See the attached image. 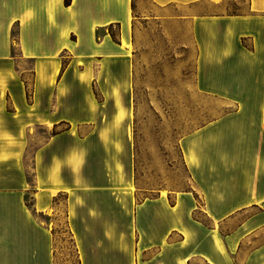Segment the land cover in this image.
Here are the masks:
<instances>
[{
	"label": "crops",
	"instance_id": "0c3cea01",
	"mask_svg": "<svg viewBox=\"0 0 264 264\" xmlns=\"http://www.w3.org/2000/svg\"><path fill=\"white\" fill-rule=\"evenodd\" d=\"M141 51L227 112L180 140L191 188L136 201ZM52 222L78 264H264V0H0V264H68Z\"/></svg>",
	"mask_w": 264,
	"mask_h": 264
},
{
	"label": "rangeland",
	"instance_id": "374dc122",
	"mask_svg": "<svg viewBox=\"0 0 264 264\" xmlns=\"http://www.w3.org/2000/svg\"><path fill=\"white\" fill-rule=\"evenodd\" d=\"M136 26L140 29L137 32L138 37L141 38L142 25L137 23ZM113 32L118 36V28H114ZM153 36L158 37L159 35L158 33L153 35L151 32H147L148 38H153ZM139 54L137 58L139 76L144 73L143 66L148 69L147 73L151 71L149 68H154L156 74L155 77L149 76L144 80L142 77L139 79L140 87H138L136 108L132 113L131 137L134 149L133 184L135 185L133 189H140L136 195V201L152 196L158 191L167 195L169 192H179L191 188L190 177L182 160L180 140L208 119L221 117L227 112V110L220 108L212 111L184 108L190 101V95L168 92L172 88H179L175 84L179 82L178 79H166L164 75L163 77L159 76L160 72H164L169 64H174L169 57H166L167 54L165 53L166 55H163L162 59L158 54L154 57L147 56L146 60L143 59L142 51ZM20 66L27 70L25 78L30 82L31 63L21 62ZM191 81V78L182 79L184 85L192 84L193 81ZM42 131L44 130L38 129V133ZM29 177L32 179L33 175L29 174ZM124 177V173L121 172L119 174L120 181ZM98 198L95 200L100 201L101 199ZM120 217L124 216L120 214ZM40 220L47 223L45 218L40 217ZM87 223L89 225L90 222ZM55 224L56 226H54ZM52 226L55 233L54 244L63 248L64 256L69 261L68 264H78L75 253L76 244L80 245L82 240H86L85 242L93 245L96 241L94 238H74L73 233H69L65 223L52 222Z\"/></svg>",
	"mask_w": 264,
	"mask_h": 264
},
{
	"label": "trees",
	"instance_id": "16d2710c",
	"mask_svg": "<svg viewBox=\"0 0 264 264\" xmlns=\"http://www.w3.org/2000/svg\"><path fill=\"white\" fill-rule=\"evenodd\" d=\"M66 4H69L70 3V0H65Z\"/></svg>",
	"mask_w": 264,
	"mask_h": 264
}]
</instances>
